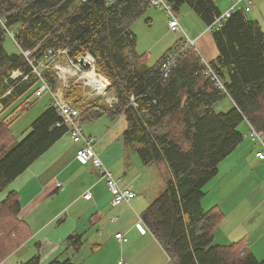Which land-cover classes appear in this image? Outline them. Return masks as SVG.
I'll use <instances>...</instances> for the list:
<instances>
[{"label": "trees", "instance_id": "trees-1", "mask_svg": "<svg viewBox=\"0 0 264 264\" xmlns=\"http://www.w3.org/2000/svg\"><path fill=\"white\" fill-rule=\"evenodd\" d=\"M167 1L174 11L187 5L207 27L222 15L215 0ZM147 8L145 0H0V18L5 21H0V116L8 112L0 121V193L69 133L66 126L56 127L61 119L53 103L21 141L10 132L9 124L33 105L28 93L34 87L44 80L55 93L62 84L52 70L43 72V80L32 75L22 50L31 51L36 66L49 50L65 49L71 59L90 54L96 71L110 82L107 95L116 101L88 99L83 85L73 82L64 90L65 99L79 109L83 126L105 117H125L124 146L134 148L144 166L167 164V188L142 213V220L172 264H264L242 242L214 244L223 213L216 206L205 210L202 204L220 164L243 143L241 126L248 123L249 132L251 126L264 133V29L249 18L247 9H235L212 31L214 60L205 62L190 48L165 75L163 64L185 39L149 65L137 52L131 30ZM8 29L14 31L20 53L6 51ZM208 66L224 89L206 75ZM14 71L22 77L13 79ZM226 98L232 105L219 111ZM254 145L257 154L262 147ZM21 208L15 190L0 202V264L31 236ZM83 243L82 235H72L67 245L79 252ZM22 264L76 263L60 256L45 263L37 254Z\"/></svg>", "mask_w": 264, "mask_h": 264}, {"label": "crops", "instance_id": "crops-1", "mask_svg": "<svg viewBox=\"0 0 264 264\" xmlns=\"http://www.w3.org/2000/svg\"><path fill=\"white\" fill-rule=\"evenodd\" d=\"M222 1L227 3L224 10H220L222 14L235 7V3L238 2L242 9H249L247 13L252 12V20L261 24L255 11L257 9L261 11L264 8V0ZM198 28L192 36L185 34L196 44L206 36L204 28L200 25ZM196 49L202 57V53L206 55V50L202 46L200 49L197 46ZM216 56L217 53H214L211 60L204 57L203 59L209 62ZM244 128L243 143L220 164L218 175L208 184L209 188L202 204L205 210L216 206L223 213V219L215 229L214 244L229 246L242 242L246 250L262 260L264 259V162L256 158L257 147L250 140L248 123L244 124ZM107 133L102 138L88 135L97 140L94 147L95 153L106 169L121 181V187H132L134 190L135 187L128 186L123 178L130 173L123 140L118 142V148L115 144L111 147L110 151L116 153L115 159L108 150L112 140H109L110 131ZM53 148L48 152H52ZM79 148L80 146L73 142L72 137H69L58 153L47 155L49 154L47 152L13 182L14 190L20 195L21 216L27 211L26 215L32 217V211L35 212L39 206L43 208V212L36 224L35 220L31 221L22 217L31 227V236L2 264L25 263L37 255L35 245L43 261L47 263L57 257L59 251L66 249L60 245H64L65 242L67 245L68 238L72 235H82L83 246L85 242L93 245L91 264H130L137 258H140L139 264L172 263L153 234L149 230L143 234L137 226L142 219V213L150 204L142 198L136 199L135 196L126 205L114 206L113 197L106 189L105 181L93 175L86 177L92 172L93 166L91 163L83 164L77 159ZM60 178L63 179L59 182L61 185L58 184V191L52 192L51 187ZM76 182H79V187L72 195L69 190ZM94 190H96L95 193ZM87 191L93 194L92 199L78 200ZM39 201H41L40 204ZM63 202L66 206L61 208L59 213L51 212L52 206H59ZM68 205L74 211L71 215L74 219L54 227L59 219L53 222L49 216L57 217L68 208ZM33 225L37 227L35 233ZM118 233H123L128 239L127 242L116 239ZM109 245L114 247V255L110 261L105 259V249ZM140 248L145 249L143 255L140 253ZM74 253L78 252L74 251Z\"/></svg>", "mask_w": 264, "mask_h": 264}, {"label": "rangeland", "instance_id": "rangeland-1", "mask_svg": "<svg viewBox=\"0 0 264 264\" xmlns=\"http://www.w3.org/2000/svg\"><path fill=\"white\" fill-rule=\"evenodd\" d=\"M249 1V0H248ZM248 1H245L246 3ZM217 5L219 6L220 10H224V8L227 6V3L220 0L217 2ZM235 7L237 9H240L242 6L239 5V3H235ZM253 11V10H252ZM175 16L178 18L180 22V26L182 28V31L180 32H173L171 31L169 27V17L167 16V13L163 10H160L159 8L155 7H149L143 13L142 16H140L134 25L132 26V32L136 36V49L137 52L140 55H145L148 59L149 65H155L166 53H168L180 40L185 38V34H189V36H192L193 33H196L199 29L198 26L204 28L205 30V37L196 44V47L200 49L202 46L206 50V55H203V57L207 60H211L213 57L212 55L214 53H217L216 45L212 38V32L208 31L207 25L197 16V14L189 8L187 5L180 8L179 11H174ZM257 12V15L260 18V22L262 24V27L264 29V8H262L261 11H258V9L255 11ZM249 18L253 19L252 12L247 13ZM14 32V31H13ZM204 36V35H203ZM194 41V40H193ZM5 49L8 53H20V49L16 45L13 38H11L10 34L7 33L6 40L4 43ZM195 47V48H196ZM21 73V72H20ZM11 77L13 78V72L11 73ZM69 77V75L67 76ZM72 79H75L74 76ZM82 84V82H79ZM106 83V80H105ZM83 85V84H82ZM97 86V85H96ZM41 86L34 87L28 94L32 95V98H30L31 103L33 104L28 110L23 112L21 116H19L14 122L9 124V130L12 133L13 137L16 139V141H21L27 134L31 131V126L33 122L39 118V116L42 115V113L48 108L49 105L52 104V96L50 93H45L42 97H37L36 95H33V93L36 91L37 88ZM83 91H84V97L88 99H98L100 102H105V99L110 97L109 95L100 96L97 95V91L94 90L92 87H86L84 89L83 85ZM230 99L226 98L224 99L217 107L219 111H226L231 106ZM2 109L0 107V114L2 112ZM8 115V112L4 113L2 116H0V121L3 120ZM84 131L87 135H93L95 137L102 138L108 131H110L111 137L109 140H112V144L108 147V150H111L112 145L115 144V146L118 148V142L122 141V135L124 130L127 127V122L125 117H120L116 121L110 120L109 118L105 117L95 122H89L87 124H84ZM244 124L241 126V130L245 132L244 130ZM108 134V133H107ZM70 134L67 133L60 141L57 143L52 152H48L50 155L58 153L59 150L62 149V146L68 141ZM124 144V143H123ZM111 152V151H110ZM117 152V151H116ZM126 160L129 163V171L130 173L127 176H124V181L128 186H134L135 196L136 199L142 198L144 199L148 204H151L154 200H156L167 188V181L170 178V171L168 169V166L164 162H158L156 164H153L151 166H144L141 162V159L137 152L134 150V148H126ZM116 159V153L111 152ZM94 169V170H93ZM92 172L88 174L86 177H89L93 175L95 178L102 179V176L100 175V172L93 167ZM85 179V176L83 177ZM63 178L57 179L53 186L51 187L52 192L58 191V184L61 182ZM79 182H76L71 187V190L69 192L73 195L75 191H77L79 187ZM15 184H11L10 186H7L1 193H0V202L4 200L7 195L14 191ZM209 186L206 187V190H208ZM107 189V188H106ZM96 190H94L95 193ZM109 192V191H108ZM111 194V193H110ZM83 199V195L78 200ZM41 201H39V204ZM82 203V202H81ZM123 205H126V203H123ZM66 206V203L63 202L59 206H52L51 212H54V214H57L60 212L61 208H64ZM55 210V211H54ZM26 212L22 214L21 217L30 219L31 221H34L36 224L42 215L43 208L39 206L35 212L32 211V217H28L26 215ZM74 211L72 209L68 208L63 211V213H60L57 217L56 215L49 216L53 219V222L58 220L54 227H57L59 224L63 225L66 223H69V221H72L74 218H72V214ZM43 220V219H42ZM42 220L40 222V225L42 224ZM61 220V223H60ZM110 221L108 222V224ZM36 225H33L34 233L37 231ZM49 232V231H48ZM34 245V244H33ZM61 247H68L65 249H62L59 251L58 256H60L63 260L66 259H72L75 263L78 264H91L92 263V257L91 253L94 250L93 245L88 244L85 242L83 248L78 252L74 253L72 248H69L68 245H66V242L64 245H60ZM36 253L40 254L39 249L36 247ZM145 252V249L140 248V253L143 255ZM24 253V252H23ZM114 255V247L108 246L105 249V259H108V261L111 260V258ZM35 256V255H34ZM9 259V258H8ZM263 260V259H262ZM50 262V261H49ZM140 258L136 260H132L130 264H139ZM129 264V263H128ZM172 264V263H169Z\"/></svg>", "mask_w": 264, "mask_h": 264}, {"label": "built area", "instance_id": "built-area-1", "mask_svg": "<svg viewBox=\"0 0 264 264\" xmlns=\"http://www.w3.org/2000/svg\"><path fill=\"white\" fill-rule=\"evenodd\" d=\"M117 0H106L108 4H113ZM149 7L159 8L167 13L169 17V27L173 32H180L182 28L180 26V22L178 18L175 16L173 12L172 6L168 3L167 0H145ZM82 2H86V0H82ZM236 7H232L226 13L217 17L214 23L208 27V31L212 32L213 30L219 29L222 27L223 23L227 21L235 11ZM249 11V9H247ZM0 21L5 24V21L0 18ZM10 34L11 38L15 41V33L11 30H7ZM184 44L173 50L169 56L167 61L163 64V72L165 75L171 72L173 65L176 63L177 59L181 54H183L187 49L195 48L196 42L191 40L187 35H185ZM23 55L27 58L30 65L32 66L31 74L37 76L42 79L43 72L45 70H52L57 73L60 78L62 84L61 87L54 93L51 91L48 84L43 80L41 87L36 92V96L42 97L45 93H50L52 96V103L57 108L58 113L60 115L61 121L56 124V127L66 126L68 128L69 134L72 137V140L75 144L80 146L77 151V159L83 163L88 164L91 163L92 166L100 172L102 179L105 181L107 190L111 193L113 197V205L120 206L123 203H129L135 197V192L133 188H123L120 186L121 181L116 179L111 171L106 169L100 158L96 155L94 147L96 145V138L92 136H88L85 134L83 124L80 120V111L71 103L67 102L64 96V90L69 87L71 82L79 83L82 82L84 87H92L97 91V95L105 96L107 95V90L110 87V82L99 74L95 69V60L90 54H86L85 56L80 57L79 59H71L67 56V50L59 49L57 51L49 50L48 54L43 62H41L38 66H36V59L32 57V53L29 50H22ZM207 62V61H205ZM69 75V77H67ZM206 75H211L214 80H217L221 89H224V86L219 82L217 76L208 66V71H206ZM74 76L75 79H72ZM22 77V73L20 71L13 72V79H18ZM94 77L98 83H104L105 80L107 82L106 89L102 90L98 86H93L90 83V78ZM10 93V92H9ZM8 93V94H9ZM116 101L114 97H108L106 102L112 104ZM249 137L252 143L258 144L262 147L256 156L260 161H264V133L259 132L250 126ZM61 184H59L60 186ZM93 194L90 191H87L83 198L87 201L91 200ZM140 231L145 234L148 232V228L145 226L143 220L141 219L140 223L137 224ZM116 239L120 242H127V238L123 233L116 234Z\"/></svg>", "mask_w": 264, "mask_h": 264}, {"label": "bare ground", "instance_id": "bare-ground-1", "mask_svg": "<svg viewBox=\"0 0 264 264\" xmlns=\"http://www.w3.org/2000/svg\"><path fill=\"white\" fill-rule=\"evenodd\" d=\"M90 83H92L93 86L97 85L102 90L106 89V87H107L106 86L107 82L105 84L104 83H98L94 77L90 78Z\"/></svg>", "mask_w": 264, "mask_h": 264}]
</instances>
